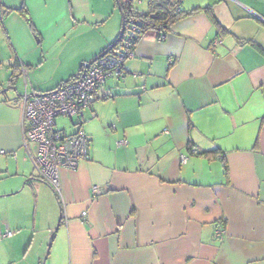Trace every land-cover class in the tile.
Listing matches in <instances>:
<instances>
[{
  "label": "crops",
  "instance_id": "0c3cea01",
  "mask_svg": "<svg viewBox=\"0 0 264 264\" xmlns=\"http://www.w3.org/2000/svg\"><path fill=\"white\" fill-rule=\"evenodd\" d=\"M208 6L224 31L200 11L148 32L95 90L88 159L60 171L59 200L10 79L52 67L30 94L74 77L118 38L116 1L0 0V264H264V0H181Z\"/></svg>",
  "mask_w": 264,
  "mask_h": 264
},
{
  "label": "built area",
  "instance_id": "2783aa9c",
  "mask_svg": "<svg viewBox=\"0 0 264 264\" xmlns=\"http://www.w3.org/2000/svg\"><path fill=\"white\" fill-rule=\"evenodd\" d=\"M0 8V20L2 21ZM131 28L121 46L96 60L81 76L59 85L50 92L28 94V69L19 67V75L24 82L23 109V147L32 162L34 171L61 199L60 171H75L80 162L88 159V140L82 125L84 112L94 102V92L109 79L124 77V62L134 56L131 41L134 36ZM28 90V91H27ZM58 117L69 119L74 132L67 134L57 128ZM93 117V115H92ZM195 153L196 150L192 149ZM92 193L101 190L95 186ZM221 229L216 231L219 236Z\"/></svg>",
  "mask_w": 264,
  "mask_h": 264
},
{
  "label": "trees",
  "instance_id": "16d2710c",
  "mask_svg": "<svg viewBox=\"0 0 264 264\" xmlns=\"http://www.w3.org/2000/svg\"><path fill=\"white\" fill-rule=\"evenodd\" d=\"M134 0H126V2H121V10L122 14L124 16V33L121 38V40L116 43L114 47L109 52L117 50L123 41L125 37L127 36L129 30L131 28H134V36L132 37L131 46L132 50L135 49L136 44L138 41L148 32H154L158 38V40H163L166 35L170 32L172 26L178 22L179 20L186 18L188 16H191L197 12H205L208 14L212 22L219 28V30L222 32L225 29L221 27L214 16L212 15L211 7H204V8H196L191 11H186L182 9L181 7V0H148L147 4V10L145 12L138 11L135 6L133 5ZM19 12L21 15L27 19V12L24 8H20ZM2 13V12H1ZM2 19L4 16V12L1 14ZM0 24H2V21L0 20ZM117 40V39H116ZM111 46V45H110ZM109 46V47H110ZM109 47L107 49H109ZM257 47V46H256ZM105 49V50H107ZM104 50V51H105ZM103 51V52H104ZM108 52V53H109ZM20 67V65L18 66ZM85 66H81L77 74L70 78L67 81H64L63 83L69 82L79 76H81V73L84 72ZM19 68L15 69V72L18 71ZM15 72L12 74L10 83H14L17 76H15ZM62 83V84H63ZM192 152V149H191ZM193 153V152H192ZM214 152H200L197 151L193 154H202V155H211Z\"/></svg>",
  "mask_w": 264,
  "mask_h": 264
},
{
  "label": "rangeland",
  "instance_id": "374dc122",
  "mask_svg": "<svg viewBox=\"0 0 264 264\" xmlns=\"http://www.w3.org/2000/svg\"><path fill=\"white\" fill-rule=\"evenodd\" d=\"M121 1L123 2V0H121ZM140 1H141V3H140ZM145 1L146 0H134L133 5L135 6V8L137 7L140 10H144ZM141 4H143V5H141ZM116 12L118 13V20L121 23V16H120V12L118 11V8H117ZM115 17H117V16H115ZM28 72H29V75H28L27 82H28V90H29V88L31 87L30 83H31V81L33 82V78H35L36 80H39V81L50 80V79H53V75H54L55 71L52 67H44L40 71V73H37V75H35L34 77L31 76L29 69H28ZM19 78L20 79H18V83H19L18 90H22V84H23V88H24V83H23L22 77L20 76ZM76 120H79V119H77V118L73 119V121H76ZM56 124H57V128L64 129L67 134L72 131L71 122L69 121V119H66L64 117H58L56 120ZM83 125H84V123H83Z\"/></svg>",
  "mask_w": 264,
  "mask_h": 264
},
{
  "label": "water",
  "instance_id": "95a60500",
  "mask_svg": "<svg viewBox=\"0 0 264 264\" xmlns=\"http://www.w3.org/2000/svg\"><path fill=\"white\" fill-rule=\"evenodd\" d=\"M115 1H116V6H117L118 11L120 12V16H121V29H120V32H119V36H118L117 40L109 47V49L105 50L100 55H98L97 57H95L91 62H89L87 64H83V66H85L86 69L89 68L92 64H94L96 62V60H98L99 58H101L102 56H104L105 54H107L112 49V47H114L116 45V43H118L121 40V38L123 36V33H124V25H125L124 16L122 14L120 0H115ZM17 77H20V75H18Z\"/></svg>",
  "mask_w": 264,
  "mask_h": 264
}]
</instances>
